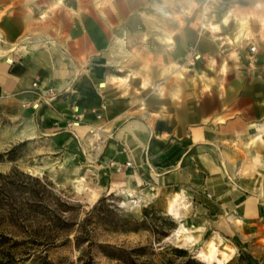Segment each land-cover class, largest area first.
<instances>
[{
    "label": "rangeland",
    "instance_id": "1",
    "mask_svg": "<svg viewBox=\"0 0 264 264\" xmlns=\"http://www.w3.org/2000/svg\"><path fill=\"white\" fill-rule=\"evenodd\" d=\"M109 1L0 0V45L6 50L7 40L13 50L19 45H61L78 17L105 13ZM116 2L111 11L119 18L113 32L121 37L112 48L123 73L119 80L129 87L125 94L143 98L154 72L151 90L177 98L179 93L167 88L164 77H171L173 85L186 81L189 101L203 92L205 99L198 107L206 112L213 106V92H237L227 88L229 83L248 79L245 73L235 76L240 63L254 67L257 56L264 53V0ZM231 20L240 24L239 31L220 37L219 29L215 32L217 23ZM252 20L259 21V30ZM201 30L208 56H202L196 45ZM180 34L186 41L185 55L168 64L156 57L154 63L149 49L152 55L163 51ZM220 39L226 41L213 43ZM241 42L245 60L237 48ZM132 79L140 80V85ZM194 109L188 105L189 116ZM92 112L97 120L101 118L96 108ZM26 117L17 107L0 103V264H264L259 240L244 232L242 220L232 219L235 225L229 228L225 217L207 211L214 196L211 188L202 187L208 170H195L194 146L179 163L189 172L179 186H160L148 174L142 181L123 185L107 174L109 166H121L110 164L112 157L104 158L112 138L105 126L97 122L75 133L62 132L55 139L30 135ZM98 134L103 138L99 140ZM201 143L204 153L220 166L226 187L240 189L243 180L261 177L260 170H252L249 176L251 170L242 166V140ZM195 177L203 181L197 185ZM144 207L149 208L147 227L121 229L127 214L132 220H143Z\"/></svg>",
    "mask_w": 264,
    "mask_h": 264
},
{
    "label": "crops",
    "instance_id": "2",
    "mask_svg": "<svg viewBox=\"0 0 264 264\" xmlns=\"http://www.w3.org/2000/svg\"><path fill=\"white\" fill-rule=\"evenodd\" d=\"M115 3L117 5L116 0ZM116 5L110 0L105 13L78 17L61 45L23 48L19 45L15 50L8 40L7 50L0 45V103L15 106L25 114L27 130L33 136L56 139L62 132L75 133L76 129L97 122L102 124L111 131L107 133L109 138L112 137L107 141L104 158L112 157L121 164L120 168L109 166L108 177L123 185L142 181L148 174L155 177L160 186H179L189 174L185 165L179 163L186 150L194 146L195 170H208L205 182L202 177H195V182L203 181L202 187L211 188L214 196L207 211L225 217L229 228L233 226L231 223L235 225L232 219L238 217L243 221L244 232H250L252 239L259 240L256 244L264 251V53L257 56L254 67L245 65L244 61L240 63L235 76L245 73L248 79L229 83L227 88H236L237 92L228 91L225 95L213 92V106L206 112L198 107L205 99L203 92L189 101L186 81L173 85L171 77H164L167 88L179 93L177 98L151 90L150 81L156 79L152 71L148 91L140 99L135 94H125V88L129 87L119 80L123 73L117 66V55H113L117 50L112 48L113 42L121 37L113 32L119 18L111 11ZM252 21L259 30V21ZM217 24L219 28L215 32L219 29L220 37L239 31L237 21ZM199 33L197 48L202 56H208L203 30ZM183 41L180 34L174 44L164 43L163 51H154L152 55L149 49V57L154 63L156 57L163 58L166 64L180 59L186 50ZM225 41L213 40V43ZM243 45L241 42L237 48L245 60ZM237 65L235 63L234 67ZM131 82L139 86L141 81L132 79ZM49 89L54 90L55 95L45 101L43 97ZM142 99L146 102L145 108L141 106ZM189 104L195 106L192 116L188 114ZM92 108L101 113L99 120ZM72 120L78 123L74 126ZM194 122L196 124L192 125ZM225 138L242 140V166L251 170L249 176L252 170H260L261 177L257 181L243 180L240 189L226 187L220 166L210 154L204 153L201 143L206 140L213 145L220 144V139ZM127 161L133 162V167L126 165ZM190 170L193 169L190 167ZM220 229L227 231L223 226Z\"/></svg>",
    "mask_w": 264,
    "mask_h": 264
},
{
    "label": "trees",
    "instance_id": "3",
    "mask_svg": "<svg viewBox=\"0 0 264 264\" xmlns=\"http://www.w3.org/2000/svg\"><path fill=\"white\" fill-rule=\"evenodd\" d=\"M103 200V197L99 199V201ZM148 207L143 208V220H132L131 215L127 214L125 218H123V221L121 223V229L123 230H136L139 229L140 227H145V223L148 219ZM173 226H175V222H172ZM147 227V225H146ZM163 234V233H162ZM176 251L178 253H186V250L176 248Z\"/></svg>",
    "mask_w": 264,
    "mask_h": 264
},
{
    "label": "built area",
    "instance_id": "4",
    "mask_svg": "<svg viewBox=\"0 0 264 264\" xmlns=\"http://www.w3.org/2000/svg\"><path fill=\"white\" fill-rule=\"evenodd\" d=\"M250 49L254 50V46H251ZM46 93L47 94H45L43 97V99L45 101H50L52 99V97L55 95V91L52 89H49ZM77 117H79V115ZM73 122H75V121H73ZM108 161L110 162V164H113L116 166H118V165L121 166V164L119 162H117L116 160H114V158H110ZM130 164H131V161L126 162V165H130Z\"/></svg>",
    "mask_w": 264,
    "mask_h": 264
},
{
    "label": "bare ground",
    "instance_id": "5",
    "mask_svg": "<svg viewBox=\"0 0 264 264\" xmlns=\"http://www.w3.org/2000/svg\"><path fill=\"white\" fill-rule=\"evenodd\" d=\"M76 124H77V123H76ZM92 137H93V136H92ZM97 138H98V139H99V138L101 139V138H103V135H102V134H98V135H97ZM97 138H96V139H97ZM96 139H95V140H96ZM98 139H97V140H98ZM100 139H99V140H100ZM90 140H91V139H90ZM92 140H94V139H92ZM102 141H103V140H102ZM100 146H101V145L99 144V142H97V150H99V149L101 148ZM98 152H99V151H98ZM97 155H98V154H97Z\"/></svg>",
    "mask_w": 264,
    "mask_h": 264
}]
</instances>
